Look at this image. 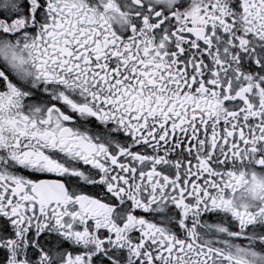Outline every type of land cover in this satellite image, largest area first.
I'll return each instance as SVG.
<instances>
[{
	"label": "snow or ice",
	"instance_id": "obj_1",
	"mask_svg": "<svg viewBox=\"0 0 264 264\" xmlns=\"http://www.w3.org/2000/svg\"><path fill=\"white\" fill-rule=\"evenodd\" d=\"M0 264H264V0H0Z\"/></svg>",
	"mask_w": 264,
	"mask_h": 264
}]
</instances>
